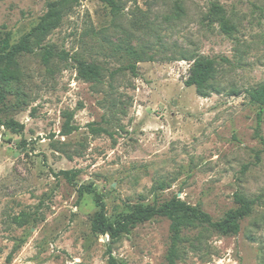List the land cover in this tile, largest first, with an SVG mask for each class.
Returning a JSON list of instances; mask_svg holds the SVG:
<instances>
[{
    "label": "rangeland",
    "instance_id": "rangeland-1",
    "mask_svg": "<svg viewBox=\"0 0 264 264\" xmlns=\"http://www.w3.org/2000/svg\"><path fill=\"white\" fill-rule=\"evenodd\" d=\"M53 0H0V38L35 26ZM75 0L44 38L101 66L99 81L77 76L70 57L42 49L18 56L0 127V264H167L169 221L156 217L108 244L90 229L97 209L111 220L136 204L174 197L224 217L234 194L256 198L235 235L207 225L182 231L176 264H264V105L247 91L264 84V0ZM219 4L231 34L207 18ZM214 61L205 96L184 80L194 58ZM136 65V75L123 67ZM79 128L61 135L65 113ZM88 124L105 132H90ZM78 170L74 184L59 170Z\"/></svg>",
    "mask_w": 264,
    "mask_h": 264
},
{
    "label": "trees",
    "instance_id": "trees-1",
    "mask_svg": "<svg viewBox=\"0 0 264 264\" xmlns=\"http://www.w3.org/2000/svg\"><path fill=\"white\" fill-rule=\"evenodd\" d=\"M75 0H53L48 2L45 13L40 16L37 24L29 32L22 35L16 42H11L8 34L0 38V127H3L13 133L22 132L24 125L13 118H1L3 109L6 105L7 86L20 78L17 58L24 53H32L37 47L42 49L41 59L47 64L53 56L60 59H73L76 64L77 76L85 81H99L102 73L100 65L88 63L76 57L69 56L67 52L61 50L54 52L48 45L42 46L44 38L61 21L63 10ZM106 3L112 9L116 10L117 5L114 0H100ZM209 21L217 22L220 30L224 34L233 32V25L229 24L225 18L223 8L214 2L210 3L207 14ZM128 69L133 75H136V65L128 64L123 67ZM214 72V61L207 57L198 56L193 59L189 69V75L184 80L186 86H194L200 96H205L208 88V81L212 78ZM250 102L258 106L256 113L255 134L259 136L260 123L264 105V84L251 88L247 91ZM72 114L65 113V120L61 125V135H69L79 128L78 125L71 123ZM90 132L100 133L106 130L102 127L88 124ZM264 143V142H263ZM78 170H59L56 176L61 175L69 183L74 184V179ZM78 196L83 193L91 194L96 206L93 212L90 229L94 234L105 235L108 237V244L118 240L123 235L129 234L138 224L149 221L153 218H166L169 221V245L166 252L167 264H176L178 258V246L182 238V231L189 227L207 225L222 235H235L240 230V222L246 217L256 198H246L241 194H234V201L237 206L226 212L223 218L212 220L210 215L195 205L186 203L180 198L174 197L162 203L136 204L129 212L121 214L117 219L111 220L105 213L102 197L90 185H81L77 188ZM109 263L116 264L110 252L108 245Z\"/></svg>",
    "mask_w": 264,
    "mask_h": 264
}]
</instances>
